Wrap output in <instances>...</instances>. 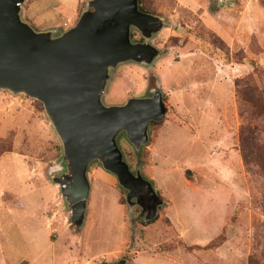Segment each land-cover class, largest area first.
Listing matches in <instances>:
<instances>
[{"label":"rangeland","instance_id":"1","mask_svg":"<svg viewBox=\"0 0 264 264\" xmlns=\"http://www.w3.org/2000/svg\"><path fill=\"white\" fill-rule=\"evenodd\" d=\"M88 1L25 0L22 18L62 32ZM143 6L166 19L151 39L162 54L152 66L120 64L103 102L123 104L160 85L167 114L150 125L149 143L136 151L124 133L118 141L164 205L145 221L116 176L95 161L85 224L75 227L53 182L66 163L43 103L0 89V198L12 208H0L6 264H264V166L250 135L241 138L249 119L264 130V102L249 89L264 91V0ZM132 39L143 41L137 29ZM259 138L264 143V132Z\"/></svg>","mask_w":264,"mask_h":264},{"label":"water","instance_id":"2","mask_svg":"<svg viewBox=\"0 0 264 264\" xmlns=\"http://www.w3.org/2000/svg\"><path fill=\"white\" fill-rule=\"evenodd\" d=\"M24 2L0 0V89L43 103L63 144L66 172L53 182L72 224H85L95 161L116 176L131 209L140 206L145 221L154 219L165 201L140 167L132 170L118 140L124 133L136 151L149 143L151 123L167 114L161 87L123 104L106 105L103 97L120 64L152 66L161 56L151 39L166 19L143 11L140 0H89L70 28L37 30L22 18ZM133 29L143 41H133Z\"/></svg>","mask_w":264,"mask_h":264},{"label":"trees","instance_id":"3","mask_svg":"<svg viewBox=\"0 0 264 264\" xmlns=\"http://www.w3.org/2000/svg\"><path fill=\"white\" fill-rule=\"evenodd\" d=\"M140 5H141V9L143 11L148 12L147 9L143 6V0H140ZM249 89L250 90L253 89L252 94L254 95L255 98L264 102V91L263 90H260L257 87H253V86H251V88H249ZM250 117L251 116L249 115L247 118H250ZM251 120L252 119H249L248 124L242 129L241 138L243 140H245V139H248L249 137H247V136L250 135V138L253 141V145L255 146V147L254 146L253 147L254 148L257 147V149H258V153H259L257 155L258 160H259L260 164H262L264 166V158H263L264 157V155H263L264 154V143L259 140L260 139L259 135H260V133H263L264 130L260 127L256 128L255 126H252V124L250 123ZM151 124H157V122H152ZM260 153H262V154H260ZM253 155H255V154H253ZM245 158H246V156H245Z\"/></svg>","mask_w":264,"mask_h":264},{"label":"crops","instance_id":"4","mask_svg":"<svg viewBox=\"0 0 264 264\" xmlns=\"http://www.w3.org/2000/svg\"><path fill=\"white\" fill-rule=\"evenodd\" d=\"M58 28V27H57ZM52 29V28H51ZM2 185H0V188H1ZM4 193V191H2ZM4 196V195H3ZM19 201V200H18ZM18 204V202L16 203V205ZM7 207L8 206V203H7V199L6 197H2L0 198V208L1 207ZM18 206V205H17ZM10 210H12V208L10 206H8ZM59 263V262H58ZM57 261L55 259L51 260L50 261V264H58ZM0 264H6L5 260L3 259H0ZM21 264H29L28 262H22Z\"/></svg>","mask_w":264,"mask_h":264}]
</instances>
